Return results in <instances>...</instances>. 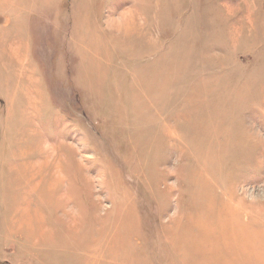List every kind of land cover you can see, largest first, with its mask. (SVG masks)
Listing matches in <instances>:
<instances>
[{
  "label": "rangeland",
  "instance_id": "obj_1",
  "mask_svg": "<svg viewBox=\"0 0 264 264\" xmlns=\"http://www.w3.org/2000/svg\"><path fill=\"white\" fill-rule=\"evenodd\" d=\"M0 251L264 264V0H0Z\"/></svg>",
  "mask_w": 264,
  "mask_h": 264
},
{
  "label": "crops",
  "instance_id": "obj_2",
  "mask_svg": "<svg viewBox=\"0 0 264 264\" xmlns=\"http://www.w3.org/2000/svg\"><path fill=\"white\" fill-rule=\"evenodd\" d=\"M10 245H14V244H10ZM25 245H21L20 247H24ZM16 247H17V245H14L13 246V254H15L17 251H16ZM26 251H29V249H27ZM3 252H5V251H0V260H2V261H8V262H10L11 264H23V260L22 259H20V257L19 258H13V257H11V256H9L8 254H6L5 253V256H3V254H1V253H3ZM15 256V255H14Z\"/></svg>",
  "mask_w": 264,
  "mask_h": 264
}]
</instances>
